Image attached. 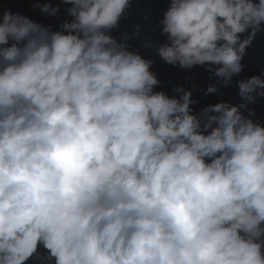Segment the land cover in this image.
Listing matches in <instances>:
<instances>
[{"label":"water","instance_id":"water-1","mask_svg":"<svg viewBox=\"0 0 264 264\" xmlns=\"http://www.w3.org/2000/svg\"><path fill=\"white\" fill-rule=\"evenodd\" d=\"M0 264H264V0H0Z\"/></svg>","mask_w":264,"mask_h":264}]
</instances>
